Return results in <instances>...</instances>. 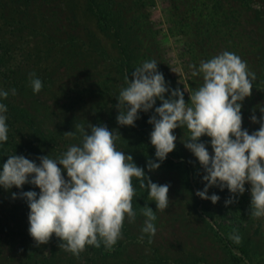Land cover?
Instances as JSON below:
<instances>
[{
  "label": "trees",
  "instance_id": "trees-1",
  "mask_svg": "<svg viewBox=\"0 0 264 264\" xmlns=\"http://www.w3.org/2000/svg\"><path fill=\"white\" fill-rule=\"evenodd\" d=\"M161 2L166 7L165 12L172 26L171 34L182 38L178 63L183 73L182 81L186 84V88L182 89L186 103L190 102V94L203 84L202 74L193 76V69L189 66L195 65L198 68L201 61H207L224 51L234 53L247 63L250 72L255 73L251 96L240 102L242 129H247L249 134L258 130L260 124L253 123L250 117L254 114L259 120L262 115L260 109H264V0H162ZM155 4L156 0H132V6L136 7L134 11L116 0H85L84 14L91 17L97 29L112 41L116 58L111 59V63L107 65L108 76L112 74L111 80L103 82L100 88L94 90L86 86L82 94L77 93L79 94L77 101L83 99L82 96L95 98L98 96L97 104L92 105L93 113L96 115L95 126L106 125L110 131L116 132L117 150L131 155L133 162L144 168L152 182L163 185L165 174L177 178L180 188L189 193L194 203V210L201 208L200 216L204 228L224 252L226 260L221 264H256L254 259L256 250L245 235L241 218L236 216L250 199L245 193L235 194L234 210L237 212L230 219L233 223H220L213 214H210V208L204 199L202 201L196 195L198 190H203L205 187L202 178L206 173L198 159L184 145L191 135L186 126L173 130V134L177 137L175 148L161 163L155 157V147L150 142L153 125L148 123L149 118L155 114L154 108L161 105L159 99L156 100L153 109L147 113L143 111L138 113L139 119L135 121L134 127L120 126L117 123L116 117L119 114L115 107L118 104L117 97L121 89L127 86L126 77L131 79L132 71L144 61L155 60L158 63V71L163 73L166 85L172 90L178 88L177 80L181 79V74L175 75L172 72L166 57H163L151 44H146L144 33H150V28L146 20L147 16L143 15L141 10ZM131 10H133L132 14ZM0 51L1 63L7 55V48L0 46ZM69 54L75 52L71 50ZM98 54H101L104 60L108 59L105 51L100 50ZM22 74V69L18 67L0 75L3 77V83L9 82L6 86L10 90L33 91L30 78ZM170 95V92L165 93V98H169ZM77 101L71 100L65 104L66 109L69 107L73 110V115L63 125L56 124L51 130L45 126L44 120L39 119V116L27 107L12 105L7 108L6 124L8 127L19 125L17 132L22 133L23 144L16 141L14 136H8L7 142L0 146V172L10 155H23L39 164L37 159L39 156L49 155L50 158H57L67 151L65 145L72 146L74 143L80 145L81 134H75L70 140L59 137L64 136L65 131L73 129L75 123L80 122L78 116L74 114L80 108L77 106ZM200 142L205 143L207 148L210 147V137L202 136ZM149 159L160 163V167L149 172L147 168ZM64 175L67 178L66 172ZM132 183L136 189L132 207L136 212L135 220L140 222L139 226L142 229L146 219L142 215V207L147 204L156 212V204L148 200L147 189L140 188L136 178H133ZM6 190L8 194L5 196L12 199L9 213L13 214L12 211L19 206L22 214L18 219L13 216V228H10L7 218L2 219L0 216V232L5 234L4 238L9 239L6 245L4 238H0V264H167L170 261V258L161 254L157 248L152 249L149 255L139 256V261L131 255L129 247L137 237L132 234L133 222H129L127 216L122 227L121 239L111 250L105 248L103 243L99 248L86 245L85 250L77 257L59 248L61 241L55 234L47 244L37 246L28 231L30 209L21 193L35 191L39 194V188L29 183H25L21 188L13 186L11 189H4L0 186V198ZM13 193L16 194L15 199ZM232 196L233 194L230 193V197ZM228 209L231 210L230 207H227ZM234 233L241 236L240 244L229 239ZM5 245L8 246L7 251ZM175 262L174 264H181L179 260ZM192 263H204V258H194Z\"/></svg>",
  "mask_w": 264,
  "mask_h": 264
},
{
  "label": "clouds",
  "instance_id": "clouds-1",
  "mask_svg": "<svg viewBox=\"0 0 264 264\" xmlns=\"http://www.w3.org/2000/svg\"><path fill=\"white\" fill-rule=\"evenodd\" d=\"M157 64L155 60H146L132 71L131 79L126 77L127 86L121 89L115 106L119 112L117 123L134 127L138 113H147L159 99L161 105L154 108L155 114L148 120L153 125L150 142L155 147V157L162 163L175 148L177 137L173 130L186 126L191 135L184 145L206 173L202 178L205 187L196 195L215 204L220 197L209 196V188H227L233 194L225 201L227 206L235 202V194L242 195L246 191L247 183L251 186L250 216L264 217V109H260L259 120L254 114L250 117L260 127L249 134L247 129H242L240 103L251 96L255 73L248 70L247 63L238 55L228 51L201 61L198 68L190 65L193 76L202 74L203 84L190 94V102L186 103L183 91L166 85ZM29 76L33 92L39 93L42 81L35 78V73ZM11 92L16 95L15 89ZM168 92L171 95L166 99ZM8 95L7 91H0V97L6 99ZM7 110V106L0 103V142L8 140ZM76 128L81 133L82 143L70 146L57 158L39 156L37 164L23 155L8 156L0 172V186L21 188L29 183L39 188V194L35 191L21 193L30 209V236L39 246L47 244L55 234L61 241L60 249L79 257L86 245L99 248L103 243L111 250L121 239L125 217L129 222L135 221L133 178L139 181L140 188L147 189L148 200L154 201L161 211L169 205L170 186L152 182L131 155L117 150L118 135L106 125L89 124L87 130L83 125ZM205 135L210 137L213 154L200 142ZM159 167L160 163L147 161L149 172ZM13 198H16L15 193ZM142 215L146 218L142 233L154 236L155 212L145 204ZM229 239L241 243L239 234L234 233Z\"/></svg>",
  "mask_w": 264,
  "mask_h": 264
},
{
  "label": "rangeland",
  "instance_id": "rangeland-1",
  "mask_svg": "<svg viewBox=\"0 0 264 264\" xmlns=\"http://www.w3.org/2000/svg\"><path fill=\"white\" fill-rule=\"evenodd\" d=\"M116 1L122 2L134 11L136 9L132 6V0ZM161 1L156 0L154 6L141 10V13L147 16L146 20L150 28V33H144L145 41L166 57L175 75L181 74V79L177 80V87L182 91L186 88V84L182 81L181 65L178 63L182 38L171 34L172 26L165 12L166 7ZM84 5L85 0H30L29 2L0 0V46L7 48V55L0 63V74L19 67L22 69V76L30 78L29 74L35 73V78H39L43 85L39 93L17 90L16 95H12L11 90L6 86L9 82L3 83V77L0 75V91L9 93L6 99L0 97V103L5 104L7 108L12 105L27 107L32 113L37 114L39 119L44 120L45 126L50 130L54 129L56 124L63 125L73 115V110L69 107L67 110L65 104L71 100L77 101V95L82 94L86 86L92 87L93 90L98 89L103 82H109L112 77V74L108 76L107 65L111 63V59L116 58V51L112 47V41L97 29L94 20L84 14ZM133 10L130 11L131 14ZM71 50L75 54L70 55ZM100 50L105 51L108 59L104 60L103 56L98 54ZM81 98L83 99L77 101V106L80 108L74 113L80 122L75 124L83 125L87 130L89 124L95 125L96 115L93 113L92 105L97 104L99 98L98 96ZM76 125L73 129L65 131L64 136L59 137L70 140L75 134L80 135ZM18 127V124L8 127V136H14L16 141L23 144L22 133L17 132ZM67 132L75 134L68 136ZM3 144L4 142H0V146ZM70 146L67 144L64 147L68 149ZM207 149L213 154L211 144ZM202 182L205 186L206 182ZM164 184L170 186L169 205L162 211L157 210L155 206L157 218L153 223L156 233L154 236L142 233L140 222L135 220L132 224V234L136 235L137 239L129 247L131 255L139 261V256L149 255L152 249L157 248L161 254L170 258L167 264H174L175 260H179L181 264H194L192 263L194 258L199 257L204 258V263L200 264L225 262L224 252L204 228L200 216L201 208L194 210V203L189 193L180 188L177 178L165 174ZM250 187V184H245L244 193L250 200L236 216L241 218L245 235L256 250L255 263L264 264V217L250 216ZM6 194H8L7 190L0 198V216L2 219L7 218L10 228H13V216L16 219L20 218L22 211L17 206L12 211L13 214L9 213L12 199L5 196ZM212 194L218 195L220 199L215 204L210 200H204L210 208V214H213L220 223H233L230 219L237 212L234 210L236 203L225 205V201L230 198L228 189L221 190L218 186H213L208 190V195ZM227 207L231 210H227ZM4 237L5 234L0 232V238ZM4 240L7 245L9 239L4 238Z\"/></svg>",
  "mask_w": 264,
  "mask_h": 264
}]
</instances>
